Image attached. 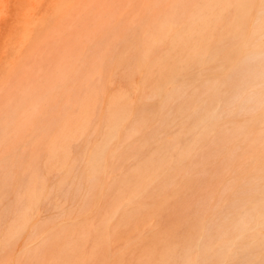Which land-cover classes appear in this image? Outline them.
<instances>
[{"label":"bare ground","instance_id":"6f19581e","mask_svg":"<svg viewBox=\"0 0 264 264\" xmlns=\"http://www.w3.org/2000/svg\"><path fill=\"white\" fill-rule=\"evenodd\" d=\"M45 1L0 0V264H264V0Z\"/></svg>","mask_w":264,"mask_h":264},{"label":"rangeland","instance_id":"374dc122","mask_svg":"<svg viewBox=\"0 0 264 264\" xmlns=\"http://www.w3.org/2000/svg\"><path fill=\"white\" fill-rule=\"evenodd\" d=\"M43 3H44V5H51L53 2L50 1V0H46ZM29 5L30 4H27V3L25 5H23L24 6V10L27 9L26 7H28ZM126 37H127L128 40L132 41L131 38L133 37V35H132L131 32L130 33H126ZM1 66L2 65L0 64V70H1ZM139 81H140V75L138 73L133 74L130 79H126V78L124 79L123 77H121L119 75H116V76H113V78H112V85L110 86V89L114 90V88H117L119 86H124V87H128L129 86L130 98H131V100H136L137 99V93L135 92V86L137 85V83H139ZM106 104H107V100L106 99H104V98L103 99H98V107L101 109V111H103V112L105 111L106 106H107ZM65 110L66 109H61V112H64ZM47 213L52 214V210L46 209L44 206H42V207L39 208L37 216H38V218L42 219V217L45 214H47ZM21 241L23 242L24 240H20L19 243L17 244L16 249L14 250V257L17 256L18 250L20 249V247L22 245Z\"/></svg>","mask_w":264,"mask_h":264}]
</instances>
